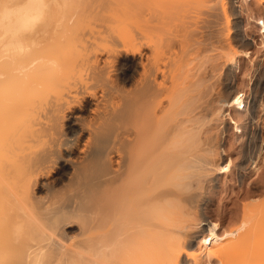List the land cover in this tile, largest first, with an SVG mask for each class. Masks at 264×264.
<instances>
[{
    "label": "bare ground",
    "instance_id": "bare-ground-1",
    "mask_svg": "<svg viewBox=\"0 0 264 264\" xmlns=\"http://www.w3.org/2000/svg\"><path fill=\"white\" fill-rule=\"evenodd\" d=\"M228 1L233 32L220 0L183 12L140 0L121 15L119 48L85 37L87 15L67 13L66 0H0V264H212L248 249L247 215L261 201L253 186L240 226L223 228L207 209L223 168L228 106L238 180L256 175L264 189V97L234 85L239 57L251 51L236 50L233 38L252 41L240 1ZM259 24L264 45V16ZM61 25L70 35L55 36ZM121 51L137 71L111 93L98 77ZM85 101L86 123L76 111ZM121 101L106 169L81 183L100 125ZM65 124L78 128L76 141ZM74 222L75 236L66 233Z\"/></svg>",
    "mask_w": 264,
    "mask_h": 264
},
{
    "label": "rangeland",
    "instance_id": "rangeland-1",
    "mask_svg": "<svg viewBox=\"0 0 264 264\" xmlns=\"http://www.w3.org/2000/svg\"><path fill=\"white\" fill-rule=\"evenodd\" d=\"M66 11L67 13L77 12L81 15H87L86 20H82L84 23L80 22L79 25H83L81 30L85 33V37L96 38L97 42L101 45H109L113 47H119L121 44V38L123 35V25L121 22V15L124 10H127L131 5V9H136L137 4L140 0H66ZM149 2L159 1L166 3L165 9L173 12L185 11L193 5H204L208 0H148ZM201 1V3H200ZM227 1V2H226ZM242 6L241 16L243 18V27L247 36L251 39L250 44H245L239 40L233 33V45L237 48H249L251 54L249 56L241 55L239 57L238 67L236 68V74L234 76V85L239 90H244L253 98L254 93L261 94L264 97V45L261 42V26L259 24V19L264 16V0H238ZM204 2V3H203ZM225 2V3H224ZM229 1L220 0L222 6L227 7L226 11L229 15L230 26L235 30V19L234 15L229 10ZM130 3V4H128ZM187 3V4H185ZM196 3V4H195ZM239 3V2H238ZM191 5V6H193ZM170 6V7H169ZM69 7V8H68ZM171 8L173 10H171ZM176 8V9H175ZM182 11V12H183ZM120 15V17H119ZM233 15V16H232ZM120 19V20H119ZM76 26V25H75ZM74 26V27H75ZM64 25H61L60 30L56 28L54 30L55 36L58 35H70L72 29L65 30L67 33H63ZM75 29V28H73ZM62 30V33H61ZM80 30V31H81ZM115 35V37H114ZM119 36V37H118ZM118 37V38H117ZM120 39V40H119ZM238 39V40H237ZM238 42V44L235 42ZM240 41V42H239ZM235 42V43H234ZM242 42V44H241ZM248 45V46H247ZM237 46V47H236ZM137 65L131 57H129L124 51L119 52L113 59L111 65L105 69V71L99 74V83L101 87H106L111 93L122 92L124 86V80L126 73L128 72L132 76L136 74ZM252 78V80H251ZM261 80V85L256 87L257 80ZM252 81L255 85H252ZM251 82V83H250ZM252 85V86H251ZM255 86V87H254ZM254 87V88H252ZM88 102H84V106L81 109L77 108L76 111L81 115V121L88 122L92 119V112L86 108ZM229 113L234 115L235 111L232 106H228L226 109L227 114V130L223 136V152L224 161L223 168L219 173L216 186L210 187L207 198V209L208 214L212 220H216L222 223L223 228L232 229L240 226L243 223V219L246 215L245 204H247L250 199L247 197L248 190L251 189L255 191V194L261 198L259 204H256L249 210L247 215L248 229L251 235V241L248 249H232L227 253H224L220 257L213 258L212 264H239V261L243 254L248 253L250 255L256 254L254 257V264H264V189L258 190L255 177L250 179H245L244 182H239L238 174L239 169L237 164L240 162V154L237 151L231 150V142L234 138V123L232 122ZM109 119H105L100 125L97 133L96 140L93 146L92 166L89 163V168L86 174L82 176L81 183H88L92 178V175H101L106 169V147L115 137L117 129L121 126L123 120V104L122 101L119 107L109 115ZM83 122V123H84ZM264 129V122L262 123ZM119 126V127H118ZM68 127L65 124L63 131L65 136L69 139L78 138V128L76 126ZM264 131V130H263ZM114 136V137H113ZM69 151H61L58 156L64 157L70 154ZM105 154V155H103ZM71 157L79 159V153H73ZM100 159H99V157ZM101 156L102 159H101ZM95 159H94V158ZM99 159L100 162L97 161ZM97 162H96V161ZM96 162V163H95ZM79 160L77 161V165ZM100 163V165L98 164ZM99 166H96V165ZM105 168V169H103ZM66 168H63V170ZM79 169V166L76 168ZM67 170V169H66ZM104 170V171H103ZM61 170L59 169L58 172ZM85 175V176H84ZM91 175V177H90ZM81 176V177H82ZM90 177V178H89ZM258 178V177H257ZM84 179V180H83ZM87 182H86V180ZM84 183V184H85ZM45 191L41 190L39 193L44 195ZM80 230L75 222L66 229L67 234H79ZM69 235V236H70Z\"/></svg>",
    "mask_w": 264,
    "mask_h": 264
}]
</instances>
